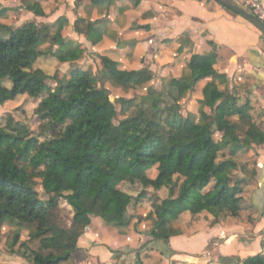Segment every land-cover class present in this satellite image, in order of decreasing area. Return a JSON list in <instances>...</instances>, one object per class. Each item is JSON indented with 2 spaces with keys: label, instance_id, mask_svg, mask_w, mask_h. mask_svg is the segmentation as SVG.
<instances>
[{
  "label": "trees",
  "instance_id": "16d2710c",
  "mask_svg": "<svg viewBox=\"0 0 264 264\" xmlns=\"http://www.w3.org/2000/svg\"><path fill=\"white\" fill-rule=\"evenodd\" d=\"M91 1L98 5L110 2ZM142 1L135 0L136 5ZM28 9L44 15L40 8L30 5ZM68 25L61 17L55 23L30 21L13 29L0 19V33L10 32L7 40H0V106L20 95L45 96L40 115L48 119L51 131L46 142L30 137L29 131L12 128L11 123L10 130L0 133V231L7 223L33 227L21 245L22 257L33 264H77L73 254L92 219L115 222L118 186L138 178L147 184V173L153 169L158 171L156 188L169 190V196L154 202L146 217L153 241H169L178 235L176 225L186 214L211 215L212 224L224 218L239 222L243 201L240 183L227 173L236 164L220 160V152L229 148L234 157L245 148L264 144V132L253 123L250 104L239 105L237 94L221 91L212 82L203 89L211 114L201 112L200 120L193 114L184 117L179 95L173 93L175 86H180L177 83L168 92L174 102L166 109L161 107L162 94L152 88L147 99L120 98L117 102L123 106L122 112H133L116 123L118 103L112 101L108 89L93 85L95 78L88 71L74 68L59 89L50 90L48 82L55 77L35 68L39 59L57 52H63L67 61L78 52L80 58L84 55L81 45L64 34ZM96 25L89 22L86 28L94 45L104 38ZM46 45L49 48L45 50ZM98 56L116 88L135 92L154 79L147 67L125 70L107 56ZM213 64V56L194 55L190 74L181 81L194 89L216 74ZM6 79L11 88L4 85ZM232 117L238 121L232 122ZM241 124L248 127L244 133L240 132ZM38 179L49 195L46 200L35 186ZM60 199L73 210L67 228L53 220ZM142 221L134 215L125 225L115 223L133 224L139 232ZM19 242L17 234L13 246ZM262 245L263 253L244 260L227 259L228 264H264V240ZM227 260L220 258L218 264Z\"/></svg>",
  "mask_w": 264,
  "mask_h": 264
},
{
  "label": "crops",
  "instance_id": "0c3cea01",
  "mask_svg": "<svg viewBox=\"0 0 264 264\" xmlns=\"http://www.w3.org/2000/svg\"><path fill=\"white\" fill-rule=\"evenodd\" d=\"M231 1L239 5L238 0ZM261 1L264 5V0ZM30 5L35 10L40 8L44 15L29 10ZM6 17L14 23L4 21ZM61 17L69 22L64 34L80 44L85 53L90 50L107 56L125 70L149 68L147 59L158 58L156 65L162 68V77L180 80L190 74L189 63L194 55L213 56L216 74L192 90L198 107H182L183 114L196 115L198 120L201 112L211 114L203 89L213 82L221 91L237 94L239 105L249 103L253 123L264 132V36L214 0H144L139 5L135 0H110L99 5L91 0H0V18L15 28L30 21L51 24ZM89 22H97L96 29L104 33L98 44L88 40ZM231 121L237 122L238 117H232ZM247 128L241 124L240 132L244 133ZM238 155L236 161L244 173L240 172L236 181L241 187H252L245 191L249 193L246 195L257 217L252 228L260 229L262 243L264 144L245 148ZM248 171L250 174L245 173ZM122 207L120 204L119 208ZM116 210L115 205V222L125 225L133 216V213L128 216L124 210ZM115 222L99 217L92 219L79 240L78 251L73 254L77 264H218L220 258H232L222 251L206 256L204 251L211 242L222 233L230 237L237 225L251 227L242 220L232 222L224 218L212 224L211 215L186 214L176 225L178 235L169 241L155 242L144 234L150 221L139 224V232L133 224L126 227ZM224 264H228V260Z\"/></svg>",
  "mask_w": 264,
  "mask_h": 264
},
{
  "label": "rangeland",
  "instance_id": "374dc122",
  "mask_svg": "<svg viewBox=\"0 0 264 264\" xmlns=\"http://www.w3.org/2000/svg\"><path fill=\"white\" fill-rule=\"evenodd\" d=\"M230 1V0H229ZM233 2V1H231ZM236 4V3H234ZM229 11V10H228ZM232 13V12H231ZM234 14V13H233ZM10 17L3 18L5 21L9 23H14V21L9 20ZM1 19V18H0ZM2 20V19H1ZM44 24V23H39ZM15 29L14 26H11ZM10 37L9 31H1L0 40L5 41ZM49 45H46L44 49L46 50ZM57 49V47H55ZM63 52H57L54 56H46L37 61L35 64V68H40L44 70L50 77H55L48 82L50 90L59 89V85L64 81L66 77L69 76V73L74 68H81L84 71H88L94 78V86H98L100 88H106L110 91L111 99L115 103L124 97L125 99H133L135 96H138L140 99H147V93L150 88L154 89L156 93L162 94L163 103L161 107L166 109L168 104H173V99L168 94L172 85H176L177 83L180 86H175L173 93L179 95V103L181 107H191V105L195 106L194 109L198 107L195 98L192 96L191 85L188 82H182L173 78L169 80V78L162 77V68L156 63L158 62V58H148L149 68H152V72L154 74V79L145 85L142 88H139L135 92H126L121 88L114 87L109 80V77L106 74V70L104 65L98 55L95 52H91L87 50L86 53L80 58L79 52L75 54V58H69V61L64 59ZM71 59V60H70ZM147 61L143 60V64L147 65ZM154 65V66H153ZM215 65V63L213 64ZM214 67V66H213ZM4 85L8 88H11V83L9 80L4 81ZM145 97V98H144ZM139 99V100H140ZM182 101V102H181ZM45 102V96L40 98H33L29 95H20L14 99L7 101L4 105L0 106V133L4 129L10 130L8 127V123H11L12 128H17L21 131H29L30 137L37 138L40 142H46L50 137V126L48 119L42 117L40 115V111ZM151 100H148V104H150ZM194 102V104H192ZM197 105V106H196ZM200 108V107H199ZM202 108V106H201ZM123 106L120 103L117 104V110L119 116L116 120V123L121 121L122 119L127 117V114H131L132 109H127V113L122 112ZM125 109V108H124ZM167 113H165V116ZM187 114H184V117ZM196 116V115H195ZM216 128L214 127V130ZM215 137L218 139V134H215ZM229 148H226L220 152V160L223 162L231 161L236 164V166L230 169L227 173L229 177H232L234 182L239 177L240 172L244 173L243 169L240 170L237 164L238 156L232 157L229 153ZM250 174V172H245ZM158 176V171L153 169L147 173L148 182L147 184H143L142 178L135 179L133 181L124 182L118 186V192L114 197V202L116 204V209L120 212V210H124L127 215H137L141 218L142 222H147L146 217L153 210V203L158 199H165L169 196V190L167 188L157 189L155 186V180ZM215 185L213 182L208 188H212ZM37 190L40 192L41 197L43 199H48L49 195L41 186V180L38 179L35 184ZM251 189L252 187H248V185L242 186L240 185V193L242 199L243 196L249 194L247 189ZM249 197V195H248ZM247 200L242 201L241 204V212H240V220L245 223L251 224V227L237 225L234 227L229 237L228 234H220L218 238L213 240L211 244L207 247L204 254L208 257L218 253V251H222L224 255H228L232 259H244L251 256H255L263 251V245L261 243L260 237V229L252 228L255 226L252 225L253 221L257 220L256 212L252 209L251 203L249 202V198ZM122 201V208H119ZM116 210V211H117ZM253 216V217H252ZM132 217V216H131ZM73 218V210L71 206L63 199L59 200L58 207L54 211V222L64 228H67L71 225V221ZM239 220V221H240ZM141 222V223H142ZM139 229V227H137ZM33 230V227L19 226L16 223H7L0 231V262L2 264H33L32 260H27L22 257L24 251L21 247L22 243L26 241L29 237L30 232ZM149 228L144 230V234L148 235ZM264 233V232H263ZM19 234L20 242L17 246H13L14 237ZM263 235V234H262ZM264 240V235H263ZM261 243V244H260ZM219 249V250H218ZM262 249V250H261ZM263 253V252H262ZM226 263V262H225ZM171 264V263H170Z\"/></svg>",
  "mask_w": 264,
  "mask_h": 264
},
{
  "label": "water",
  "instance_id": "95a60500",
  "mask_svg": "<svg viewBox=\"0 0 264 264\" xmlns=\"http://www.w3.org/2000/svg\"><path fill=\"white\" fill-rule=\"evenodd\" d=\"M215 2L219 3L222 7L226 8L227 10L231 11L232 13L240 16L254 27H256L264 36V23L260 21L256 16L252 15L241 6L234 4L228 0H214Z\"/></svg>",
  "mask_w": 264,
  "mask_h": 264
},
{
  "label": "built area",
  "instance_id": "2783aa9c",
  "mask_svg": "<svg viewBox=\"0 0 264 264\" xmlns=\"http://www.w3.org/2000/svg\"><path fill=\"white\" fill-rule=\"evenodd\" d=\"M239 6L264 23V5L261 0H238Z\"/></svg>",
  "mask_w": 264,
  "mask_h": 264
}]
</instances>
